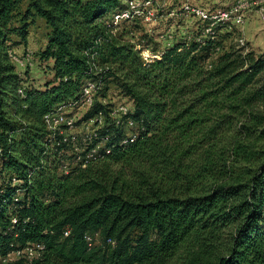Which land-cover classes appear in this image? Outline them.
<instances>
[{
	"label": "trees",
	"instance_id": "16d2710c",
	"mask_svg": "<svg viewBox=\"0 0 264 264\" xmlns=\"http://www.w3.org/2000/svg\"><path fill=\"white\" fill-rule=\"evenodd\" d=\"M22 1L0 0V253L40 242L30 264H169L178 254L175 264H264V149L253 144L264 134V55L220 54L218 35L147 62L104 18L121 0H32L12 27ZM35 15L50 27L41 57L54 77L21 93L9 36L26 43ZM87 81L103 98L109 83L129 98L134 142L96 100L80 121L102 113L104 125L68 154L45 116L77 109Z\"/></svg>",
	"mask_w": 264,
	"mask_h": 264
},
{
	"label": "rangeland",
	"instance_id": "374dc122",
	"mask_svg": "<svg viewBox=\"0 0 264 264\" xmlns=\"http://www.w3.org/2000/svg\"><path fill=\"white\" fill-rule=\"evenodd\" d=\"M32 0H23L19 6L13 22L10 26L19 25V12H23L28 4ZM131 1L135 0H121L122 5L117 9H121L129 5ZM144 12L141 16L134 18L128 22H122L116 33L123 35L125 39L130 41L140 50H150L152 53H157L160 49V43L156 40V36L159 33H163V30H170V25L174 20L169 13L173 10L178 15H181L183 5L186 3L203 6V7H228L234 4L236 0H136ZM150 2V3H147ZM111 13L107 14L104 18L106 21L111 18ZM29 27V34L27 42L23 43L18 34L12 33L9 36V48L13 55L16 66V71L22 77L23 86H34L36 88L44 89L49 80H52L54 73L51 70L52 60H46L41 57L43 50L48 43V35L50 27L46 20L39 15H35ZM197 17L191 14L189 18H185L180 21V30L186 32L187 35L192 38H205L207 33L202 29L197 28ZM166 31H164L165 33ZM230 32V31H229ZM227 30L218 31L217 34L221 38L222 50L220 54L227 51L238 50L241 48L242 52L247 53L249 51L255 52L257 56L264 55V26L261 18L259 17L256 8H253L246 15L244 24L235 26L229 33ZM243 38L245 45H242L240 39ZM244 47V48H242ZM143 57V56H142ZM19 59L20 61H18ZM22 62V63H21ZM104 90V85L101 86ZM98 84L96 85L93 93V102L98 100L103 103H110L111 107L118 111L119 108L124 105L128 108L132 107V102L128 97H125L120 93V89L116 83H109L108 85V97L103 98L99 95ZM90 107V104L86 103L70 111V114H64L67 120H72L74 123L72 126L66 124L62 126V130L65 136L69 139L68 154L81 153L85 150L86 144H90L93 141L92 135L96 132V125L94 121L88 119L80 121L86 114ZM254 146L256 152L264 149V134H255ZM48 162L53 164L52 171L57 166L53 158H48ZM102 163L96 164L94 167L102 166ZM247 162H241L238 165L237 173H243ZM121 164L114 165L113 168H119ZM58 172V171H57ZM59 173V172H58ZM97 242L100 239L97 238ZM179 255V254H178ZM178 255H176V261H172L169 264H175L178 262ZM9 264H25L22 260H11Z\"/></svg>",
	"mask_w": 264,
	"mask_h": 264
},
{
	"label": "built area",
	"instance_id": "2783aa9c",
	"mask_svg": "<svg viewBox=\"0 0 264 264\" xmlns=\"http://www.w3.org/2000/svg\"><path fill=\"white\" fill-rule=\"evenodd\" d=\"M253 8H256V12H258L259 17L261 18L264 26V0H236L231 6L215 8L197 5L195 6L186 3L183 5V10L180 12L181 15H178L175 12L176 10H172L169 13L171 18H173L174 20L170 25V30H163V33H159L156 36V40H158L161 44L160 49L157 51V53H152L150 50L145 49L142 51V58L147 62L155 58H159L166 48L174 46L178 42H185L186 44H189L192 40H196L203 44L206 38L215 39V37L218 36V31H223L225 29L227 31H232L235 26H240L244 24L246 15ZM143 13L144 12L140 8L138 2L135 0L131 1L126 7L116 9L114 12H112L110 20L115 25L119 26L122 22L131 21L134 18L141 16ZM191 14L194 15V17H197L198 21L200 22L197 28H200L207 33V36L205 38H192V36L187 35L186 32L180 30V21L184 20L185 18H189ZM164 31L166 32L164 33ZM240 42L242 43V45H245L243 38L240 39ZM216 50L220 51V47H216ZM145 52L148 53L147 59L144 57ZM9 54L11 57V61L13 62L15 57H13L11 51H9ZM17 60L20 61L19 59ZM97 84L98 83L95 81L86 82V84L84 85L83 101L81 105L86 103L90 104V106L93 105V93ZM24 88L25 86H22L20 88L21 93L24 92ZM110 108V116L114 119L116 124L124 125L126 128V134L123 137L122 142L124 144L134 142L138 135V123L128 116L129 113L132 111V107L128 108L127 106L122 105L118 111L114 110L111 106ZM70 111L73 110H66L65 106H61L58 108L57 111L47 114L45 116V122L48 125L49 129H51L54 133L59 132L61 134H64L62 126L66 124L72 126L74 123L72 120H67V118L64 117V114H70ZM90 120L94 121L96 125V132L94 136H91L94 140V137L98 135L97 128L104 125V115L100 113L97 117H94ZM64 141H68L70 144V141L66 136L64 137ZM88 145L89 144H86V147H88ZM100 145L101 144H98L95 148H93L92 151L87 154V157L90 159H96V154L98 153ZM65 168L67 169L66 166ZM16 221L17 220L14 219V222ZM44 250L45 245L43 243L28 242L24 246L16 248L8 252L7 254L0 253V264H9V262L14 259L22 260L25 264H30L33 262L34 259L40 258L43 255Z\"/></svg>",
	"mask_w": 264,
	"mask_h": 264
},
{
	"label": "clouds",
	"instance_id": "9594fccd",
	"mask_svg": "<svg viewBox=\"0 0 264 264\" xmlns=\"http://www.w3.org/2000/svg\"><path fill=\"white\" fill-rule=\"evenodd\" d=\"M144 57L147 59V57H148V53L147 52L144 53Z\"/></svg>",
	"mask_w": 264,
	"mask_h": 264
}]
</instances>
